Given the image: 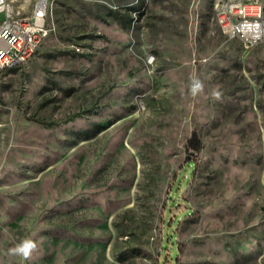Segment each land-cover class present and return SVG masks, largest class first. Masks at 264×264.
<instances>
[{
    "label": "rangeland",
    "instance_id": "rangeland-1",
    "mask_svg": "<svg viewBox=\"0 0 264 264\" xmlns=\"http://www.w3.org/2000/svg\"><path fill=\"white\" fill-rule=\"evenodd\" d=\"M51 1L0 76V264H264V44L214 0Z\"/></svg>",
    "mask_w": 264,
    "mask_h": 264
},
{
    "label": "built area",
    "instance_id": "built-area-1",
    "mask_svg": "<svg viewBox=\"0 0 264 264\" xmlns=\"http://www.w3.org/2000/svg\"><path fill=\"white\" fill-rule=\"evenodd\" d=\"M51 5V0H35L32 12L25 15L15 1L0 0V76L35 58L54 31L49 22ZM213 9L227 37L247 49L264 44V0H214Z\"/></svg>",
    "mask_w": 264,
    "mask_h": 264
},
{
    "label": "clouds",
    "instance_id": "clouds-1",
    "mask_svg": "<svg viewBox=\"0 0 264 264\" xmlns=\"http://www.w3.org/2000/svg\"><path fill=\"white\" fill-rule=\"evenodd\" d=\"M204 85L202 81L196 79L192 82L190 87V92L193 97L198 96L200 93L203 92ZM220 94L216 93L215 98L219 99ZM37 249V244L32 239H25L20 243L16 244L14 247L8 250L9 254L13 256H20L24 260H30L33 253Z\"/></svg>",
    "mask_w": 264,
    "mask_h": 264
},
{
    "label": "trees",
    "instance_id": "trees-1",
    "mask_svg": "<svg viewBox=\"0 0 264 264\" xmlns=\"http://www.w3.org/2000/svg\"><path fill=\"white\" fill-rule=\"evenodd\" d=\"M130 10H136V9L133 8V7H130ZM122 25L124 27H127L125 23H123ZM129 25H130V22H129ZM16 70H18V69H14V70H11V71H16ZM188 147H189V150L191 152H193V153H197V152H200L202 150V144H201V141H200V139L198 137L197 131L193 132L192 137L188 141ZM188 165L190 167H192L193 166V162L188 163Z\"/></svg>",
    "mask_w": 264,
    "mask_h": 264
}]
</instances>
